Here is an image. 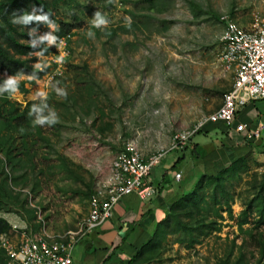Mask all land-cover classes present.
<instances>
[{"label":"rangeland","instance_id":"374dc122","mask_svg":"<svg viewBox=\"0 0 264 264\" xmlns=\"http://www.w3.org/2000/svg\"><path fill=\"white\" fill-rule=\"evenodd\" d=\"M52 11L75 28L64 43L49 34L52 52L35 54V68L47 72L41 78L0 75L23 82L26 89H15L8 100L21 110L35 102L31 123L15 133V170L0 150V183L9 173L13 195L26 204L20 209L13 198L0 210L15 241L22 230L14 224L32 238H78L100 173L129 141L145 156L168 150L176 132L221 105L233 78L218 65L222 17L244 27L264 22V0H52ZM60 52L64 57L56 63ZM6 91L0 88V101ZM60 157L70 161V170ZM208 181L200 190V211L188 202L180 218L203 229L216 222L218 230L209 235L193 231L197 242L189 247V232L172 224L146 264L254 263L261 258L258 240H264V226H257L256 205L264 197V156L250 153L247 165L220 186ZM243 212L248 223L240 224ZM0 264H7L5 252Z\"/></svg>","mask_w":264,"mask_h":264},{"label":"built area","instance_id":"2783aa9c","mask_svg":"<svg viewBox=\"0 0 264 264\" xmlns=\"http://www.w3.org/2000/svg\"><path fill=\"white\" fill-rule=\"evenodd\" d=\"M221 20L224 24L223 49L218 65L222 72L233 75L231 88L224 93L221 105L202 115L194 126L176 132L168 150L145 156L135 141H129L112 158L107 170L100 173L89 200V211L81 221L80 235L75 240L32 238L25 234L21 225L14 224V229L22 230L18 240H12L7 232L1 235L0 249L6 254L7 264H73L76 242L110 220L115 206L125 196L137 194L143 200L154 197L159 188L152 175L154 167L169 151L183 149L207 125L222 121L227 127L247 131L250 138L261 136L264 123L249 129L245 123L235 125V121L241 108L250 102L264 100V22L244 27L228 15ZM60 57L56 63H61L64 53L60 52ZM175 176L181 179L182 173L179 171Z\"/></svg>","mask_w":264,"mask_h":264},{"label":"crops","instance_id":"0c3cea01","mask_svg":"<svg viewBox=\"0 0 264 264\" xmlns=\"http://www.w3.org/2000/svg\"><path fill=\"white\" fill-rule=\"evenodd\" d=\"M263 118L264 100L250 102L239 110L235 125L245 123L249 129H255L264 123ZM197 134L202 136L194 135L183 149L169 151L154 167L152 175L159 187L154 197L143 200L137 194L125 196L115 206L110 220L76 242L73 264H130L143 245L156 241L159 229L162 243L167 232L164 233L167 227L164 221L172 206L191 191L209 168L227 165L243 155L248 159L250 153L264 156V133L259 138H250L247 131L227 127L220 121ZM189 165L192 168L187 170L185 166ZM179 171L181 179L175 176ZM186 171L190 174L188 179Z\"/></svg>","mask_w":264,"mask_h":264},{"label":"trees","instance_id":"16d2710c","mask_svg":"<svg viewBox=\"0 0 264 264\" xmlns=\"http://www.w3.org/2000/svg\"><path fill=\"white\" fill-rule=\"evenodd\" d=\"M150 4H154V0H146ZM46 25H54L53 32L45 31ZM75 26L60 19H57L52 11V0H0V75L10 76H33L41 78L47 68L42 70L36 69L34 63L37 60L35 54L48 55L52 52L54 46L48 43L47 36L50 34L56 40L66 37ZM45 38H42V35ZM6 87L5 97L0 101V150L5 153L6 161L13 170L16 166V157L12 149L15 145V133L20 128H25L26 123H31L33 114L30 112L34 108L35 102L30 101L27 108L21 110L15 103L8 100V96L15 89L25 91L24 83L17 81H9L4 76L0 77V88ZM10 105L6 107L5 105ZM8 133H3V131ZM200 130L199 132L203 131ZM198 132V133H199ZM26 138L27 134L24 135ZM24 137V138H25ZM249 142L247 141V144ZM6 144V145H5ZM246 153V152H245ZM64 167L70 170V161L65 157H60ZM21 162V161H20ZM248 159L242 157L232 159L227 165L208 169L194 184L190 192L184 194L171 208V212L166 216L164 224L168 227L171 222L176 230L181 232H189V247L197 242V237L193 236V231L200 230L199 235H209L213 231L218 230L216 222L208 223L207 229H203L200 224L191 225L180 218V211L185 210L188 202H192V207L196 211H200L202 198L200 190L205 182L213 180L220 186L224 183L227 176L235 173L247 165ZM5 166V165H4ZM9 173H5V178L0 183V210L11 203L14 198L20 209H25V200H21L19 195L14 194L11 188V182L8 180ZM11 180L12 176H11ZM252 206V204L250 205ZM259 211V219L256 221L257 226H264V197L259 196V205H256ZM229 214L232 216V209L229 208ZM222 216V215H220ZM242 221L240 224L248 223L246 212L241 214ZM164 230L167 231L168 229ZM12 225L3 217H0V234L10 231ZM161 229L156 232V241L145 244L130 260V264H146L151 262L160 250ZM261 245L262 256L256 262L239 260L234 264H264V240H258ZM4 252V251H3ZM0 252V258L3 254Z\"/></svg>","mask_w":264,"mask_h":264},{"label":"clouds","instance_id":"9594fccd","mask_svg":"<svg viewBox=\"0 0 264 264\" xmlns=\"http://www.w3.org/2000/svg\"><path fill=\"white\" fill-rule=\"evenodd\" d=\"M64 95H66V93H64ZM56 121H51V123H55ZM41 123H43V121H41Z\"/></svg>","mask_w":264,"mask_h":264}]
</instances>
